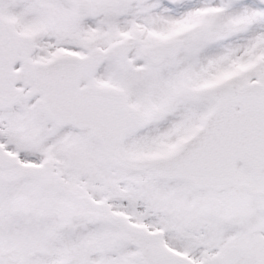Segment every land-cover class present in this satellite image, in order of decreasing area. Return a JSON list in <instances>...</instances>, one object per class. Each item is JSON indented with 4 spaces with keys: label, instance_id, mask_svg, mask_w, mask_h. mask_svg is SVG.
Segmentation results:
<instances>
[{
    "label": "snow or ice",
    "instance_id": "1",
    "mask_svg": "<svg viewBox=\"0 0 264 264\" xmlns=\"http://www.w3.org/2000/svg\"><path fill=\"white\" fill-rule=\"evenodd\" d=\"M0 264H264V0H0Z\"/></svg>",
    "mask_w": 264,
    "mask_h": 264
}]
</instances>
